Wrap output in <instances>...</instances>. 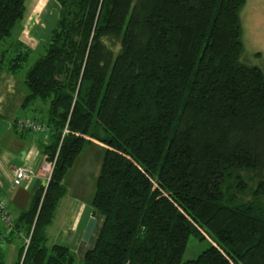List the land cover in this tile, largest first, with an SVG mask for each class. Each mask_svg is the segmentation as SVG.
I'll return each instance as SVG.
<instances>
[{
    "label": "trees",
    "instance_id": "trees-1",
    "mask_svg": "<svg viewBox=\"0 0 264 264\" xmlns=\"http://www.w3.org/2000/svg\"><path fill=\"white\" fill-rule=\"evenodd\" d=\"M25 2L0 0V46ZM55 2L21 106H46L52 171L0 222V264L14 240L15 264H76L46 230L90 141L104 146L91 200L103 224L82 264H264V75L242 60L246 0ZM9 50L0 72L17 75L29 51ZM191 237L207 247L183 263Z\"/></svg>",
    "mask_w": 264,
    "mask_h": 264
},
{
    "label": "crops",
    "instance_id": "crops-1",
    "mask_svg": "<svg viewBox=\"0 0 264 264\" xmlns=\"http://www.w3.org/2000/svg\"><path fill=\"white\" fill-rule=\"evenodd\" d=\"M34 1L35 4L31 6H27L25 2L23 19L13 33L16 35L13 49L24 48L30 52L39 47L45 35L47 36V32L44 31L47 26L40 24L41 17L48 6L47 1L54 3L55 0ZM55 4L59 12V6L56 2ZM24 75H13L5 70L0 72V199L6 201L10 211L15 215L28 210L33 194L40 187L47 186L52 171V166L43 155V148L49 143L48 132L33 136L26 131H19L15 125L17 119L39 120L40 118L36 115L44 116L38 103L32 109H21L27 94ZM87 147L98 148L100 152L104 149V146L96 141H90ZM97 155L95 154L93 161L91 157L89 160L83 159L77 169L75 163L78 156L73 167L66 173L63 180L67 190L66 195L59 202L53 222L46 230L48 245L69 249L75 255L77 264H82L86 253L93 249L103 224L102 217L99 214H93L91 208L93 192L90 186L88 187L87 180L89 178L92 185L98 175L101 159L97 162ZM94 161H96L95 166ZM19 168H28L32 176L21 185L13 186L12 181ZM79 171H82L83 178L78 176L77 181L74 182L76 185L72 186V189L82 192L81 195L86 192L88 198L74 193L72 196L70 187L67 186L68 181L73 182L76 179ZM90 192L91 197L88 195ZM19 244V240H14L12 244L4 248V264L16 263Z\"/></svg>",
    "mask_w": 264,
    "mask_h": 264
},
{
    "label": "rangeland",
    "instance_id": "rangeland-1",
    "mask_svg": "<svg viewBox=\"0 0 264 264\" xmlns=\"http://www.w3.org/2000/svg\"><path fill=\"white\" fill-rule=\"evenodd\" d=\"M34 0H27L26 5L31 6V4H35ZM46 9L44 10V13L41 17V26L42 24L45 27L44 31H46L47 36L45 35L44 41H41V44L39 47L31 50L29 52V57L27 59V62L23 65L22 70L20 71V75H24L28 69L36 62V60L44 53L43 52V44L48 39L52 29L54 28L57 20H58V7L55 4V2H48L47 1ZM240 21H241V29H242V36H241V42L243 45V54H242V60L246 61V64L252 67H257L261 70V72L264 75V0H246V3L244 7L242 8L240 12ZM15 31V30H14ZM12 32V36L7 38L5 41L2 42V45L0 46V54L2 51L9 50L10 46V53L9 56H13L14 53L12 52L13 44L15 42L16 35ZM42 34V31H40ZM44 33V32H43ZM45 34V33H44ZM8 58V57H6ZM42 109V113H45L46 106L42 103H38ZM42 116V115H41ZM41 116L36 115V117L40 118ZM42 118V117H41ZM98 148H88L86 147L82 154L78 157L76 161V167L78 169V166L82 163L83 159L89 160L91 157V160L93 161L95 154H98L96 156V161L98 162L99 159L102 160L103 151H98ZM96 161H94V166L96 164ZM82 171H79V174L75 177L76 179L68 181L67 186L70 187V193L73 196V193L75 195L81 196L83 198H88V196L85 194L81 195V193L78 192V190L73 191L72 186L76 185L74 182L77 181L78 176L81 175ZM88 180V187L90 186L92 192L94 193V183H92ZM93 180V179H92ZM94 182V181H93ZM92 193V194H93ZM89 197H91V192L88 194ZM93 196V195H92ZM207 247L206 241H200L196 237H191L189 239V242L187 244V248L185 250V253L183 255L182 262L194 260L203 250H205ZM77 264V263H76ZM79 264V263H78Z\"/></svg>",
    "mask_w": 264,
    "mask_h": 264
},
{
    "label": "built area",
    "instance_id": "built-area-1",
    "mask_svg": "<svg viewBox=\"0 0 264 264\" xmlns=\"http://www.w3.org/2000/svg\"><path fill=\"white\" fill-rule=\"evenodd\" d=\"M15 125L19 131H26L33 136L44 135L48 132V128L44 123L32 118L17 119ZM31 176L32 172L28 168H19L15 172L12 184L13 186H19ZM16 218L17 215L10 211L6 201L0 199V222L5 227H12Z\"/></svg>",
    "mask_w": 264,
    "mask_h": 264
}]
</instances>
